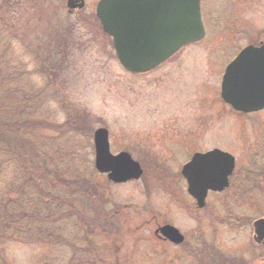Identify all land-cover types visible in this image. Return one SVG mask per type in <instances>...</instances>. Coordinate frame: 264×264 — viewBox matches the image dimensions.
<instances>
[{
	"label": "rangeland",
	"instance_id": "obj_1",
	"mask_svg": "<svg viewBox=\"0 0 264 264\" xmlns=\"http://www.w3.org/2000/svg\"><path fill=\"white\" fill-rule=\"evenodd\" d=\"M12 1L15 2L5 0L0 3L1 17H6L7 2ZM16 1L26 9L22 12L18 10L17 25L19 29L23 27L25 32L29 29L31 36H24L27 42L30 40L34 48L39 46V51H46L44 60L50 63L49 67H56L57 62L61 65L58 67L61 75L48 93L49 101L41 109V121L38 120L40 123L52 120L51 127L54 128L67 123L64 126L67 130L65 137H60V133L55 134L54 129L48 131L51 136L59 138L55 141L59 150L73 149L70 154L78 155L71 156V159L85 157L94 165V134L100 128H107L114 154L130 151L136 159H140V154L145 153L151 159L149 184L146 177L144 181L119 186L103 184L99 177V185L95 181L98 191L107 192L111 197L106 198L108 202H101L105 213L100 215L101 220H113L110 230L115 234L105 244V248H110L106 264H119L116 254L121 264H164L171 256L177 258L178 251L171 248L164 253L163 246H158L159 249L155 251L152 242L140 237L138 232L142 227L147 230L146 220L154 218V222L160 223L165 218L182 233L196 234L193 210L181 208L173 202V197L166 196L157 176L160 173L156 168L161 165L158 168L161 170L164 165L161 162L158 165V158L161 159L164 154L159 147L162 144L171 147L170 143L163 141L167 139L166 136L177 137L180 131L193 127L194 136L197 140L200 138V150L222 147L235 156L240 155L243 162L249 158H243L244 154H253V144L259 147L264 145V114L250 120L247 125L240 116L222 106L220 82L225 59L221 51L227 46L228 33L225 30L217 33L212 28L204 41L177 55L173 63L148 76L134 77L124 71L112 40L102 33L91 15L86 17L90 27L85 28L75 25L74 18L67 17L65 0L63 5L61 0H29V5L28 2ZM21 16L28 18L26 25L23 24L26 19L22 21ZM263 17L249 19V23L255 22L259 27H264ZM67 28L70 30L68 34L65 33ZM234 40L244 41L240 37ZM42 46L46 49H42ZM62 50L66 51V58H63ZM170 123L175 127L173 130L167 129ZM69 133L75 135L71 139L72 144ZM244 142L250 143V151H244ZM261 150L264 158V146ZM255 193L261 208L260 217L264 215V189ZM229 227L218 225L213 236L223 244L221 248L218 246L219 250L231 248L235 262L241 248L253 249V233L249 227L244 230V226L239 224ZM210 228L216 229V226ZM148 238L151 239L150 236ZM216 246H212L211 251ZM3 252L6 260L13 264H39L56 254L50 247L13 242L6 244ZM95 252L97 250L92 253ZM60 253L69 254L64 250ZM219 258L213 255V259ZM175 264L189 263L178 260Z\"/></svg>",
	"mask_w": 264,
	"mask_h": 264
},
{
	"label": "trees",
	"instance_id": "obj_2",
	"mask_svg": "<svg viewBox=\"0 0 264 264\" xmlns=\"http://www.w3.org/2000/svg\"><path fill=\"white\" fill-rule=\"evenodd\" d=\"M21 1L29 5V0ZM23 7L16 0L7 2L6 17L0 13V264H13L2 254L12 242L56 251L39 264H106L110 248L105 244L115 234L113 220L100 219L105 213L95 183L100 175L85 157L71 159L78 155L70 154L73 149L56 146L59 138L48 131L65 137L67 123L58 128L51 127L52 120L40 123L61 65L49 67L46 51L27 42L29 29L17 25ZM21 19L26 25L28 18ZM61 53L66 58V51ZM70 133L72 144L75 135ZM255 195L248 194L251 199Z\"/></svg>",
	"mask_w": 264,
	"mask_h": 264
},
{
	"label": "flooded vegetation",
	"instance_id": "obj_3",
	"mask_svg": "<svg viewBox=\"0 0 264 264\" xmlns=\"http://www.w3.org/2000/svg\"><path fill=\"white\" fill-rule=\"evenodd\" d=\"M74 1L73 9L68 7V0L66 2V13L67 17L75 19V25H81L82 27H90L86 21V17H91L99 25L103 34L112 40V45L114 46L112 37L108 36L104 31L102 21L98 16V7L102 0H72ZM200 6V12L202 16L203 25L205 27L206 36L203 40L195 43L188 44L182 48L175 56L164 62L163 64L156 67L154 70L143 73V74H130L134 77L148 76L164 66L169 65L176 61V56L184 52L186 49L196 44L201 43L208 36L209 31L213 28L214 31L219 33L222 30H225L228 33V42L225 49L221 51V56L223 60V69H222V79L227 71V69L236 62L238 57L246 49L252 48V51L249 54L247 60L255 63L257 62V50L264 48V27H259L253 23H249V19L254 17H263L264 16V0H198ZM63 5V0L60 1ZM82 4V7H78ZM264 18V17H263ZM86 21V23L84 22ZM69 26V25H68ZM73 26V25H72ZM70 26V27H72ZM69 27V28H70ZM67 28L65 33H69L70 30ZM88 29V28H87ZM69 37V35H68ZM242 38L244 41L239 42L235 41L234 38ZM216 45V44H215ZM218 45V44H217ZM118 59V57H117ZM119 61V59H118ZM120 63V61H119ZM122 66V65H121ZM249 71V67L243 66L242 64H237L234 68L235 75L238 76L239 80L244 79V72ZM125 71V70H124ZM239 72L241 74H238ZM243 73V74H242ZM220 82V97L223 101V108L227 111L240 116L244 122L249 124L250 120H254L259 116L264 114V108L258 111L244 112L234 108L230 103L224 102L221 94L222 82ZM170 126L167 129H174L173 123L168 124ZM109 131V130H108ZM186 131V132H184ZM180 131L177 137L167 135L166 141L171 144V147L164 146L163 144L159 147L160 151L163 154V157L158 158V165L161 163L164 164L160 169L156 168L159 171L157 175L160 179L159 181L163 185L164 194L168 197H173V202L179 204L183 209L193 210V223H195V233L190 235L189 233L185 234L172 225L168 219L163 218L160 223L154 222V218L146 220V225L143 230L139 229L140 237L145 240L152 242V247L155 251L159 249L158 246H163V252L166 253L169 249L173 248L176 251L177 258L171 256L168 261H164V264H175L178 260H185L189 264H264V244L258 243L255 241V231L254 223L262 216H258L260 213V205L257 200V196H254L251 199L248 194L255 195V192H259L260 189H264V158L261 148L256 144H253L251 150V155L244 154V157H249L245 162L241 161L240 155L235 156L230 150H226L222 147L212 146L205 150H200V138L197 140L194 128H187V130ZM110 135V132H109ZM192 139H188V138ZM244 148L247 152L250 151V143L244 142ZM221 150L227 152L234 157L235 166L234 170L228 178V187L223 191H213L209 190L204 201V205L201 207L198 199L193 197L189 193V183L185 177L184 170L186 166L192 162L193 158L199 154H206L214 150ZM157 151V150H156ZM126 152L131 155V157L141 164L143 169V177L139 179L144 181L146 177V182L148 183L149 178V168L150 161L149 155L145 153L140 154V159L134 157L133 152L130 151H120L119 153ZM116 153V154H119ZM245 153V152H244ZM160 154V152H159ZM157 153H155V156ZM242 157V155H241ZM161 162V163H159ZM101 182L107 184L108 186L123 185L129 182H135L136 180L124 182V183H113L108 178L107 174H100ZM154 179L157 180V177ZM138 181V180H137ZM149 184V183H148ZM102 198L101 202L107 201V197L111 199L107 192L101 191ZM106 196V197H105ZM170 197V198H171ZM251 199V201H250ZM250 203L252 204L250 206ZM127 208V207H125ZM249 210H254L256 214L249 213ZM169 211V210H168ZM121 213V212H116ZM204 213V215H201ZM206 214V215H205ZM167 218V217H166ZM244 226V230L251 229L252 239L254 245L251 243L253 249L245 247L240 249V254L235 256V262H233V254L231 248L229 250H219L218 248L222 247V243L218 241L213 235L216 234L217 226L226 225L229 228L236 227V225ZM153 225V227H152ZM165 225H172L174 228L178 229L180 234L183 236L184 240L180 244H176L171 241L168 237L158 232L160 227ZM211 226H216V229H211ZM209 227V229H208ZM149 234V235H148ZM151 237L148 238V236ZM217 245V246H216ZM245 245V244H244ZM242 245V247L244 246ZM212 246H216L212 249ZM219 246V247H218ZM203 248V249H202ZM205 248V249H204ZM150 249V247H149ZM254 249H256L254 251ZM213 255H218L219 259H213ZM103 256V253H102ZM117 259L120 261L118 255L116 254ZM108 259V258H107ZM233 262V263H232Z\"/></svg>",
	"mask_w": 264,
	"mask_h": 264
},
{
	"label": "water",
	"instance_id": "obj_4",
	"mask_svg": "<svg viewBox=\"0 0 264 264\" xmlns=\"http://www.w3.org/2000/svg\"><path fill=\"white\" fill-rule=\"evenodd\" d=\"M73 3L68 0L70 9L75 8ZM98 16L104 31L114 39L119 60L132 73L153 70L206 34L198 0H102ZM252 51L254 49L249 48L242 52L227 69L222 83L223 99L244 112L264 108V48L257 50L255 63L247 60ZM237 64L249 67L242 80L234 72ZM94 143L98 172L108 173V178L115 183L141 177L143 171L130 154L111 153L107 129L95 132ZM234 166V157L221 150L196 155L186 166L184 174L189 193L198 199L201 207L209 190L223 191L228 187ZM254 231L255 241L264 244V218L254 223ZM158 232L176 244L184 240L172 225L160 227Z\"/></svg>",
	"mask_w": 264,
	"mask_h": 264
}]
</instances>
